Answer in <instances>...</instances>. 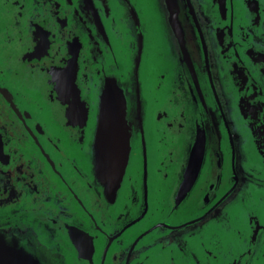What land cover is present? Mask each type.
<instances>
[{
    "label": "flooded vegetation",
    "instance_id": "af4514ba",
    "mask_svg": "<svg viewBox=\"0 0 264 264\" xmlns=\"http://www.w3.org/2000/svg\"><path fill=\"white\" fill-rule=\"evenodd\" d=\"M0 264H264V0H0Z\"/></svg>",
    "mask_w": 264,
    "mask_h": 264
},
{
    "label": "water",
    "instance_id": "95a60500",
    "mask_svg": "<svg viewBox=\"0 0 264 264\" xmlns=\"http://www.w3.org/2000/svg\"><path fill=\"white\" fill-rule=\"evenodd\" d=\"M131 126L123 92L108 85L96 134V161H128L131 152Z\"/></svg>",
    "mask_w": 264,
    "mask_h": 264
}]
</instances>
